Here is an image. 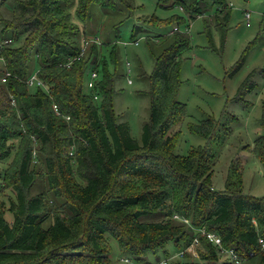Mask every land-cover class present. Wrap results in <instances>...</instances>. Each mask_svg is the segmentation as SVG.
<instances>
[{
  "label": "trees",
  "instance_id": "1",
  "mask_svg": "<svg viewBox=\"0 0 264 264\" xmlns=\"http://www.w3.org/2000/svg\"><path fill=\"white\" fill-rule=\"evenodd\" d=\"M133 1L77 0L82 32L71 18L75 0H0V32L10 34L0 40L3 73H9L0 80V264H110V240L126 262L155 264L149 255L171 257L195 237L204 248L200 259L186 253L168 264H231L219 262L218 248L199 228L220 235L224 247L246 257L243 264H264L259 242L264 241V195L243 192L239 162L229 167L223 189L213 186L216 152L210 143L222 130L230 132L229 126L213 118L189 122L188 130L208 143L186 155L176 152L186 117V105L178 99L183 54L191 41L185 21L215 6L211 19L226 34L227 0H157L163 8L178 7L182 14L173 17L175 26L186 28L171 31L158 54L150 47L155 57L150 117L141 142L113 109L117 45L106 55L100 40L91 41L85 55L65 65L81 52L94 6L106 12L127 8L131 15ZM142 31L134 25L131 38ZM5 39L11 41L3 44ZM33 56L43 85L28 84ZM93 70L94 87H84ZM255 85L248 76L239 92ZM262 108L264 128V99ZM250 149L264 164V132Z\"/></svg>",
  "mask_w": 264,
  "mask_h": 264
},
{
  "label": "rangeland",
  "instance_id": "2",
  "mask_svg": "<svg viewBox=\"0 0 264 264\" xmlns=\"http://www.w3.org/2000/svg\"><path fill=\"white\" fill-rule=\"evenodd\" d=\"M227 3L231 15L226 34L211 19L216 12L215 6L195 19L185 21L189 24L187 31L191 41L190 47L183 54L184 61L180 71L182 83L178 99L186 105V117L181 124L176 152L186 155L191 148L208 143L205 138L188 130L189 122L198 123L213 118L226 123L230 132L225 135L226 132L222 130L220 137L210 143V147L216 152L213 186L223 189L229 167L239 162L243 192L259 197L264 195V164L250 148L264 132V0H227ZM76 5L77 0L70 8L71 18L83 32L84 24L76 17ZM9 7L5 9L8 10ZM1 9L8 16L4 8ZM244 10L251 12L249 23ZM131 11V15L127 8L106 12L100 6H94L92 18L86 21L88 34L85 38L97 37L106 55L113 43L117 45L119 63L118 75L114 79L113 109L117 120L127 122L132 137L141 142L143 124L150 117L149 75L155 64L150 47L158 54L168 43L170 33L177 24L173 17L181 16L182 12L178 7L163 8L157 4V0H134ZM134 25L141 26L143 31L132 39L131 30ZM182 26L180 31L186 28ZM4 36L8 37L10 34L6 33ZM4 36L0 32V40ZM147 38H151L149 42ZM136 39L139 41L138 45L133 43ZM242 55H245L242 66L230 75V70ZM127 62L130 64V71ZM30 68L33 74L39 69L34 56L30 61ZM3 70L4 63L0 57V80L4 76ZM248 76L256 85L241 94L239 88ZM87 77L88 75L84 87H87ZM128 79L132 82L128 83ZM39 171L43 169L39 168ZM37 187L32 189L33 193L39 191V188L36 190ZM6 218L13 219L12 214L7 212ZM110 242V264H134L133 260H123L125 256L119 253L117 243L113 240ZM152 256L149 255L155 264L164 259L162 253ZM180 259L175 256L173 260ZM219 262H225L224 258H220Z\"/></svg>",
  "mask_w": 264,
  "mask_h": 264
},
{
  "label": "built area",
  "instance_id": "3",
  "mask_svg": "<svg viewBox=\"0 0 264 264\" xmlns=\"http://www.w3.org/2000/svg\"><path fill=\"white\" fill-rule=\"evenodd\" d=\"M244 15H245L246 20L248 21L247 23H249L250 17H251V12L248 10H244ZM187 28H186V31H187ZM176 30H180V28H178V26H175L172 31H176ZM10 41H11L10 39H5L2 43L7 44ZM91 41L99 42V39L97 37L94 39L86 37L83 40V46L81 48V52H80L79 56L70 58L65 65L67 67H69L75 59H78L81 56L85 55L86 51L88 49V45ZM133 43H134V45H138L139 41L136 39V40H133ZM126 65L128 67V71H130V68H129L130 64L127 62ZM8 75H9V73L4 74V76L1 78V81L5 82ZM97 78H98V74L95 70H93L91 72V76L88 78L87 87L88 88L94 87L95 80ZM131 82H132L131 79H128V83H131ZM28 84L29 85H43L42 81L37 78V72H35L33 75L30 76V78L28 79ZM95 98H98L97 95H95ZM54 110L57 114H59V111H58V108L56 105H54ZM174 217L180 219V217H178L177 215H175ZM183 220L185 222H188L187 219H183ZM198 231L202 234H205L207 239L209 240V242H211L216 248H218L219 253L221 255L220 258H224L225 262H229L231 264H243L246 261V257L240 255L234 248L224 247L223 243H222V238L220 237V235L213 233V232H207L204 228H199ZM259 242L261 244V248L264 249V241L260 238ZM201 251H202L201 241L198 237H195L192 240L191 244L187 248L182 249L176 255L174 254L171 257H167V258L159 260L157 262V264H168L169 261L172 258H174L175 256H179L180 258H184L186 253L189 254V259L199 260ZM249 256H253V253L250 252ZM125 261H128V260L125 259Z\"/></svg>",
  "mask_w": 264,
  "mask_h": 264
}]
</instances>
